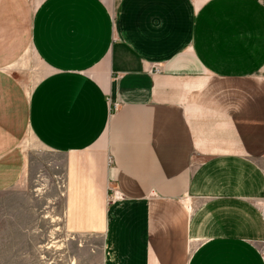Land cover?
Segmentation results:
<instances>
[{
    "label": "crops",
    "instance_id": "obj_1",
    "mask_svg": "<svg viewBox=\"0 0 264 264\" xmlns=\"http://www.w3.org/2000/svg\"><path fill=\"white\" fill-rule=\"evenodd\" d=\"M28 136L99 264H264V0H0L6 212Z\"/></svg>",
    "mask_w": 264,
    "mask_h": 264
},
{
    "label": "rangeland",
    "instance_id": "obj_2",
    "mask_svg": "<svg viewBox=\"0 0 264 264\" xmlns=\"http://www.w3.org/2000/svg\"><path fill=\"white\" fill-rule=\"evenodd\" d=\"M19 73L31 90L45 69L30 59ZM22 147L34 157L25 187L27 204L6 212V196L0 195V264H99L93 238L70 234L64 226V180L55 176L45 155L36 154L31 136Z\"/></svg>",
    "mask_w": 264,
    "mask_h": 264
},
{
    "label": "built area",
    "instance_id": "obj_3",
    "mask_svg": "<svg viewBox=\"0 0 264 264\" xmlns=\"http://www.w3.org/2000/svg\"><path fill=\"white\" fill-rule=\"evenodd\" d=\"M154 71H155V72H159L160 69H159L158 67H156ZM118 106H119L118 104H114L113 109H114V110H117ZM113 109H112V110H113ZM115 195H116V193H115ZM117 197H118V196H117Z\"/></svg>",
    "mask_w": 264,
    "mask_h": 264
}]
</instances>
